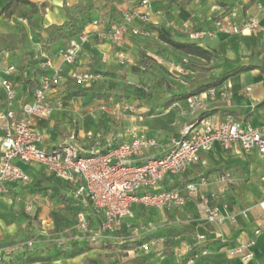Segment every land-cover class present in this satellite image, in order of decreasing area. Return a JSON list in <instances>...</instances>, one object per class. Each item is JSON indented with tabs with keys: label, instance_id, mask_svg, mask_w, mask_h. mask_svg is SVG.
<instances>
[{
	"label": "crops",
	"instance_id": "0c3cea01",
	"mask_svg": "<svg viewBox=\"0 0 264 264\" xmlns=\"http://www.w3.org/2000/svg\"><path fill=\"white\" fill-rule=\"evenodd\" d=\"M10 1L0 0V83L6 79L12 84L15 99L8 101L0 84V110L18 111L23 102L32 100L45 76L55 69L63 71L59 84L46 93L50 116L32 122L44 150L62 145L74 132L86 154L105 153L130 141L133 134L144 133L158 141V147L145 156L162 157L169 140L179 136L183 125L198 123L203 112L213 126L226 115L243 125L264 123V0H149L150 35L126 34L119 43L102 36L111 25L108 5L82 16L71 9L81 0H20L4 11ZM25 1L36 7L35 14H30L31 5ZM139 1L124 0L121 12L130 11ZM69 16L76 18L77 34L49 43L46 29L62 25ZM223 16L241 26L253 20L257 27L239 34L222 33L215 21ZM158 31L175 42L207 50L210 60L170 47L159 39ZM72 42L81 48L73 64H67L59 51ZM118 51L124 55L123 63L115 56ZM45 62L50 66L45 68ZM9 66L14 70L7 74ZM238 66L250 69L202 93L203 110L189 114L185 99L165 108L173 96L209 85ZM72 71L91 73L96 79L78 84L70 77ZM133 79L162 81L153 86L157 97L147 102L135 96L118 101L115 94L120 96ZM76 91L84 95L74 96ZM105 92L111 94L108 101L94 98ZM200 159L184 175H168L153 190H179L185 196L183 206L156 209L135 204L122 232L102 239L74 228L76 214L83 210L89 214L91 232H99L98 220L74 187L54 180L40 165L16 162L30 182L10 184L8 193L0 196V249L30 239L35 243L6 264H111L135 257L143 260L141 264H264V233L253 234L264 228V212L258 207L264 197V154L244 151L239 143L227 150L215 144L201 152ZM201 177L206 184L187 193L185 185ZM250 241L253 258L249 262L228 255L230 248ZM75 247L87 249L73 256Z\"/></svg>",
	"mask_w": 264,
	"mask_h": 264
},
{
	"label": "built area",
	"instance_id": "2783aa9c",
	"mask_svg": "<svg viewBox=\"0 0 264 264\" xmlns=\"http://www.w3.org/2000/svg\"><path fill=\"white\" fill-rule=\"evenodd\" d=\"M150 1L140 0L139 4L124 14L120 24L111 25L102 32V36L119 43L126 34L132 37H148ZM138 22V26H132ZM97 25V21L93 22ZM219 32L239 34L242 30H254L255 21L236 24L231 17H221L215 21ZM201 39L200 33H195ZM81 46L72 42L67 48L59 51L64 62L73 64ZM115 56L124 62V55L118 51ZM43 66L49 67L45 62ZM178 68V66H177ZM14 70L9 66L6 73ZM70 77L78 84L90 83L96 79L91 73L80 74L70 72ZM63 78V71L55 69L45 76L29 102H24L18 111L0 110V196L8 193L10 184H29V175L16 162L26 165L36 164L44 167L50 176L59 182L75 188V194L84 206H90L98 220V233L90 230L89 214L80 211L75 217L74 228L87 232V236L95 239L109 237L121 233L131 217V208L138 204L145 208L169 209L185 204V196L177 189L153 191L166 176L180 177L194 165L201 162L200 153L209 151L215 144L227 150L233 143H239L244 151L256 149L264 154V123L254 127L243 125L233 116L226 115L217 126L205 117L196 124H185L178 137L169 140V148L162 157L145 156L148 150L158 147V141L144 133H135L128 142L111 147L105 153L86 154L78 143L76 134L70 133L65 142L51 151L42 149L39 144L41 136L32 128L34 120L47 119L52 108L47 101V91L55 88ZM6 99H15L12 84L1 80ZM202 94H194L185 99L187 111L193 115L203 110ZM92 134L88 133V137ZM228 177V175H226ZM82 182V185L79 184ZM206 184L204 177L185 185L187 193L197 192L198 185ZM203 198V197H202ZM264 212V197L258 203ZM30 209V208H29ZM245 213V212H243ZM211 214L209 219H213ZM91 232V233H90ZM264 233V228L254 230V236ZM45 236L46 231L41 230ZM34 239L27 242L5 246L0 249V264L9 263L13 256L30 249ZM252 241L238 243L228 250L232 258H239L243 263L253 258L250 250Z\"/></svg>",
	"mask_w": 264,
	"mask_h": 264
},
{
	"label": "trees",
	"instance_id": "16d2710c",
	"mask_svg": "<svg viewBox=\"0 0 264 264\" xmlns=\"http://www.w3.org/2000/svg\"><path fill=\"white\" fill-rule=\"evenodd\" d=\"M20 0H11L7 6H5V8L3 9L4 11L9 10L10 7L14 4H17ZM178 0H171L172 3L177 2ZM140 2V1H139ZM25 4H30L29 2L25 1ZM124 4V0H108V2H104V0H81V2L79 3V5H77L76 7L71 8L73 11H77L76 14H80L82 16H87L89 15L92 11L97 10V9H101L102 6H109V14H110V19H109V24L111 25H115V24H120L123 19H124V14L122 13L120 10V7ZM139 4V3H138ZM31 5V10H30V14H35L37 12L36 7L33 4ZM75 17L73 16H69L68 20L65 21L62 25L59 26H49L46 29V32L49 35V43H53L55 42L58 38H64V39H69L72 38L73 36H75L77 34V26H76V21H75ZM98 23V21H97ZM109 25L108 28L111 26ZM158 37L161 41H163L164 43L168 44L170 47L184 53L185 55H189L192 57H196V58H200L203 60H210L212 54L210 52H208L207 50L199 47L196 44H187V43H178L175 42L173 40H171L168 35H166L165 33L158 31ZM250 67L249 66H238L228 72H226L224 75H222L218 80L214 81L213 83L200 87L197 90L193 91V92H186V93H182L179 95H175L173 96L165 105V108L171 106L173 103H175L178 100L181 99H186L188 96L194 95V94H202L204 93L206 90L211 89L219 84H221L223 81H225L226 79L235 76L241 72L247 71L249 70ZM159 84H162V82H160ZM83 92L81 91H76L74 92V96L77 97H81L83 96ZM111 97V94L108 92H105L103 94H94V98L97 100H104V101H108ZM118 101H122L123 99H127L128 96H125V91H123V93L118 96L115 94L114 96ZM29 102V101H26ZM24 103V102H23ZM208 116L207 112H203L199 115L198 119H203L205 117ZM2 131L0 132V136H2ZM94 242H97V240H94ZM87 248H84L83 250H79L76 247L74 248V250L72 251V255L76 256L82 252H84ZM142 259L135 257L133 259H128L125 260L123 262H119V261H115L111 264H141L142 263ZM87 264H95V262H88Z\"/></svg>",
	"mask_w": 264,
	"mask_h": 264
},
{
	"label": "rangeland",
	"instance_id": "374dc122",
	"mask_svg": "<svg viewBox=\"0 0 264 264\" xmlns=\"http://www.w3.org/2000/svg\"><path fill=\"white\" fill-rule=\"evenodd\" d=\"M184 63L185 62L182 61L180 65L182 66V64ZM135 76L143 78L140 75H135ZM150 80H151V83L150 82L144 83L145 81H143L142 79H137V81L134 79L129 80L130 83H128V85H126L127 86L126 89H124L125 96H135L138 100H143L144 102H147L150 99L156 98L157 92L155 91V88L153 86L162 85V84H159L162 81L154 82L152 79ZM127 93H129V95ZM154 103H155L154 101L151 102V104H154ZM91 228L94 229V227H91Z\"/></svg>",
	"mask_w": 264,
	"mask_h": 264
}]
</instances>
